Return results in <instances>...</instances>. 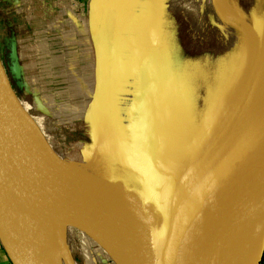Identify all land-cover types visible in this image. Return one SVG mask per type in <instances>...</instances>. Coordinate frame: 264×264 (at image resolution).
Listing matches in <instances>:
<instances>
[{"label":"rangeland","instance_id":"374dc122","mask_svg":"<svg viewBox=\"0 0 264 264\" xmlns=\"http://www.w3.org/2000/svg\"><path fill=\"white\" fill-rule=\"evenodd\" d=\"M231 1L234 7L228 0H170L168 3L169 8L176 9L186 25L199 34H194L196 41L186 44V49L194 57L184 64L182 72L185 75H179L185 76L186 93L189 99L191 97L189 107L181 86L171 84L167 88L159 80H143L142 72L147 71L149 63L140 65L141 79L128 80L137 90L123 95L128 98L125 101L133 102L135 106L126 105L129 123L141 121L146 128L142 131L147 132L152 142L158 117L156 110L150 113L148 109L159 103L180 114V119L174 121L169 119V113L164 115L167 126L177 123L186 131L185 144L177 145L180 149L177 151L185 158L179 170L188 166L214 140L240 128L261 98L258 95L264 75V0ZM16 7L7 0H0V60L12 89L14 87L23 98L25 93L30 94L21 104L35 122L43 141L60 157L92 174L121 180L133 190L145 191L151 202L152 196L146 190L151 185L143 181L136 167L128 161H121L113 151L103 153L97 147L94 118L98 65L94 58L95 49H89L88 43L84 46L83 40L79 39L80 35L83 37L82 29L74 32L68 27H55L52 32L49 25L44 37L51 38L53 33L57 49L52 51L50 46H39L41 33L37 32L36 23L41 17L35 8ZM45 13L48 14L45 19L51 18L48 12ZM232 16H236L237 21L245 18L247 24H239L244 33L240 39L245 45L238 64L227 75L224 66L231 41ZM49 20L48 23H52L53 20ZM98 21L99 17H96L94 31ZM125 34L135 39L120 48L118 54L116 52L120 61L129 60L141 45L146 44L144 33ZM141 51V55L149 56L146 50ZM43 74L45 78L41 79ZM256 79L257 86L253 89ZM151 82L153 88H150ZM174 90L179 94L175 95ZM58 208L64 228L62 248L74 264H121L59 204ZM41 222L45 226L46 220Z\"/></svg>","mask_w":264,"mask_h":264},{"label":"water","instance_id":"95a60500","mask_svg":"<svg viewBox=\"0 0 264 264\" xmlns=\"http://www.w3.org/2000/svg\"><path fill=\"white\" fill-rule=\"evenodd\" d=\"M238 22L247 24L245 18ZM98 67L94 127L103 150L114 140L105 18L98 33ZM238 129L214 140L149 202L121 181L92 174L26 134L0 84V236L18 254H12L18 264H45L7 212L13 195L4 194L3 181L21 176L132 220L137 229L131 239L119 221L116 238L102 234L121 247L129 264H233L264 212V116Z\"/></svg>","mask_w":264,"mask_h":264},{"label":"crops","instance_id":"0c3cea01","mask_svg":"<svg viewBox=\"0 0 264 264\" xmlns=\"http://www.w3.org/2000/svg\"><path fill=\"white\" fill-rule=\"evenodd\" d=\"M7 1L12 5L14 4V6H17L16 9L23 8L25 10H30L35 8V11L38 13L39 17H41L38 20L39 23H36L39 27L37 32L41 33V43H39V46L45 48L50 46L52 51L57 49L56 39L53 38V33L51 34V38L44 37V35H46L45 31L50 28L49 25H51L52 32L56 30L54 29L55 27H68V30L73 29L72 31L74 32L82 29L83 33L81 34H83V37L80 35L81 38L79 39L83 40L84 46L88 43L89 49L91 47L95 49L94 58L97 65L98 33L101 21L105 18V40L111 67V109L114 140L109 147L99 150L103 153L113 151L114 155L119 157L121 161H128L132 166L136 167L138 175L143 177V181L151 185L146 190L151 194V200H153L158 192L182 171L179 170V168L180 165H184V163L181 162L185 158L181 157L180 154L182 153L177 151V149L180 150L177 145L185 144L186 131L185 129L182 130V126H179L177 123H173L172 126H167L164 117L165 113H169V119L173 121L179 120L180 114H178L174 108L170 107L165 109L163 104L158 103V106L156 103L152 108L148 109L150 113H153L156 110L158 117V127L157 130L155 127V129L153 128L152 142L147 132L142 131L146 128L141 121H139L138 124L135 121L129 123L130 116L129 111H126V105L128 106L131 104L132 108L135 106L133 102L128 103V101H125V99L128 98L123 95H127L132 91L134 92L137 90L136 88L134 89V85L128 83V80L141 79L139 68L140 65L144 66L146 63H149L147 66L149 68L147 71L142 72V75L144 76L143 80H148V78L151 80L156 79L155 81L159 80L161 84H166L167 88H170L172 84V82L167 83L161 80V66L159 61V46L164 32L165 16L167 10L170 9V5L168 4L170 0ZM45 12L49 13L51 17L49 19L53 20L52 23L50 22L49 24L48 22L50 20L48 18L45 19L44 16H48ZM27 13H30V11H27ZM96 17H99V21L97 30L94 31ZM38 21L36 20V22ZM128 32L144 33L143 40L146 44L141 45L135 55L129 60L120 61L119 58H117L116 52L118 54L120 48L126 47V44L135 39L133 37L130 38L127 36L128 34H125ZM141 49L146 50L149 53V56L141 55ZM46 59L48 60V58ZM129 63L131 64V69ZM42 78H45L44 74L41 79ZM153 87L154 85L151 82L150 88ZM29 96V93H25L24 98L21 97L22 101H27V97ZM136 191L150 201L147 198L145 191ZM0 264H18L12 253L6 247L1 236ZM72 264H74V262Z\"/></svg>","mask_w":264,"mask_h":264},{"label":"bare ground","instance_id":"6f19581e","mask_svg":"<svg viewBox=\"0 0 264 264\" xmlns=\"http://www.w3.org/2000/svg\"><path fill=\"white\" fill-rule=\"evenodd\" d=\"M0 84L3 95L23 131L35 140L44 142L35 122L29 114L24 111L11 90L1 63ZM258 96L261 98L256 102L257 107L250 114L249 118L242 123L243 125L240 128L246 127L264 116V75L261 79ZM235 131L237 130H232L231 133ZM2 188L7 197L11 194L13 195L7 209L9 217L15 221L21 233L31 243L45 264H64V261L65 264H72L71 257L67 256L65 250L62 248L64 228L58 204L70 216L81 223L83 227L86 226L85 228L90 233L92 232L91 234L118 258L121 264H129L121 247L102 235L108 234L116 238L113 229L115 224L119 221L125 227L128 238L131 239L135 235L137 226L129 218L117 214H109L81 197L63 191L26 183L21 176H17L9 183L3 181ZM33 208L37 209L33 211ZM41 220H46L45 226L42 225ZM263 249L264 212L255 225L244 247L234 259L233 264H257L262 256ZM12 254L18 257V254L13 250Z\"/></svg>","mask_w":264,"mask_h":264},{"label":"trees","instance_id":"16d2710c","mask_svg":"<svg viewBox=\"0 0 264 264\" xmlns=\"http://www.w3.org/2000/svg\"><path fill=\"white\" fill-rule=\"evenodd\" d=\"M229 3L232 7H234V3L231 0H229ZM231 19V41L229 50L226 53V63L224 66V73H227V75H229L233 68H235V66L238 64L241 51L245 45H243L244 42H242L240 39L243 38L244 33L237 21L236 16H232ZM194 34V28L186 25V21L183 19V16L177 13L176 9L170 8L167 10L164 23V32L159 46V61L161 66L160 76L163 82H172L176 86H181L182 93L184 94V100L188 107L190 105L189 100L191 97L189 99V95L186 93L185 76L179 75H185V73L182 72L184 64L187 60H191V58L194 57L186 49V44H192L194 41H196ZM196 35L199 36L197 32L195 36ZM13 90L22 102L20 94L14 87ZM174 92L175 95L179 94L178 90H174Z\"/></svg>","mask_w":264,"mask_h":264},{"label":"built area","instance_id":"2783aa9c","mask_svg":"<svg viewBox=\"0 0 264 264\" xmlns=\"http://www.w3.org/2000/svg\"><path fill=\"white\" fill-rule=\"evenodd\" d=\"M258 264H264V249H263L262 257L260 258Z\"/></svg>","mask_w":264,"mask_h":264},{"label":"flooded vegetation","instance_id":"af4514ba","mask_svg":"<svg viewBox=\"0 0 264 264\" xmlns=\"http://www.w3.org/2000/svg\"><path fill=\"white\" fill-rule=\"evenodd\" d=\"M228 2H229V0H228Z\"/></svg>","mask_w":264,"mask_h":264}]
</instances>
